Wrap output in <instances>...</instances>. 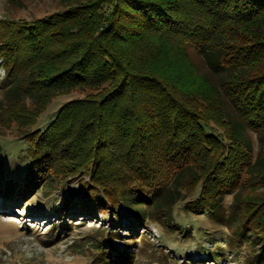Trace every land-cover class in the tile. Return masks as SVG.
Listing matches in <instances>:
<instances>
[{"label": "trees", "instance_id": "trees-1", "mask_svg": "<svg viewBox=\"0 0 264 264\" xmlns=\"http://www.w3.org/2000/svg\"><path fill=\"white\" fill-rule=\"evenodd\" d=\"M63 2V12L11 22L0 46L8 129L34 125L58 96L84 94L25 135L23 187L78 179L83 204L120 223L125 209L159 224L154 215L168 219L186 202L194 215L239 223L228 245L249 243L254 264H264V0ZM212 241L221 254L210 258L228 262Z\"/></svg>", "mask_w": 264, "mask_h": 264}, {"label": "rangeland", "instance_id": "rangeland-1", "mask_svg": "<svg viewBox=\"0 0 264 264\" xmlns=\"http://www.w3.org/2000/svg\"><path fill=\"white\" fill-rule=\"evenodd\" d=\"M65 9L63 0H0V46L11 22H32ZM190 53L202 73L217 82L200 56L193 50ZM7 84V69L0 55V109L8 95ZM83 96L74 91L54 98L39 121L25 129L18 128L16 123L8 129V123L2 122L0 117V149L4 160L3 167L0 160V264H125V260L132 261L131 264H254L249 243L245 242L242 247L227 243L225 235L238 231L239 223H221L212 216L194 215L186 211V202L178 205L168 219L154 215L159 224L149 220H146L148 224H143V220L125 209L123 215L129 218L121 219L120 223L112 213L107 214L94 204H83L79 192L83 182L78 179L68 181L63 187L40 182L27 192L23 184L29 177L23 168L29 167L31 162L27 161L26 154L20 156L29 146L25 135L43 130L64 105ZM17 108L29 109L28 101ZM0 112L8 115L5 110ZM249 135L253 136L250 131ZM254 143L257 147L256 140ZM15 184H18L16 190L11 188ZM71 193L79 195L69 200ZM4 195L11 202H6ZM65 202L70 207L64 208L67 212L62 210ZM224 204L230 207L233 195L228 194ZM82 206L86 207L83 211ZM246 236V241L260 243L257 233L249 229ZM109 238L113 240L112 246L107 242ZM214 239L227 249L228 262H214L210 258V255L221 254V249L214 247ZM101 250L111 253L108 262H104L107 259Z\"/></svg>", "mask_w": 264, "mask_h": 264}, {"label": "bare ground", "instance_id": "bare-ground-1", "mask_svg": "<svg viewBox=\"0 0 264 264\" xmlns=\"http://www.w3.org/2000/svg\"><path fill=\"white\" fill-rule=\"evenodd\" d=\"M12 220H14V221H18V219H16V218H11Z\"/></svg>", "mask_w": 264, "mask_h": 264}]
</instances>
